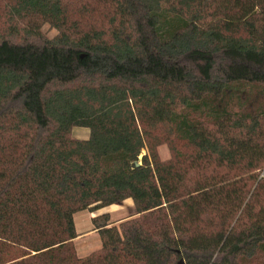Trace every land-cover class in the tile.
Segmentation results:
<instances>
[{
  "label": "trees",
  "instance_id": "obj_1",
  "mask_svg": "<svg viewBox=\"0 0 264 264\" xmlns=\"http://www.w3.org/2000/svg\"><path fill=\"white\" fill-rule=\"evenodd\" d=\"M0 264H264V0H0Z\"/></svg>",
  "mask_w": 264,
  "mask_h": 264
},
{
  "label": "rangeland",
  "instance_id": "obj_2",
  "mask_svg": "<svg viewBox=\"0 0 264 264\" xmlns=\"http://www.w3.org/2000/svg\"><path fill=\"white\" fill-rule=\"evenodd\" d=\"M43 31L49 36L53 37L56 34L54 29L49 25L43 27ZM73 135L77 138H88L89 130L86 128H74ZM159 153L162 159H167L170 156L169 148L163 145L159 148ZM135 212L134 205L131 199H127L123 205H110L93 212L83 210L74 215L76 227L79 231V237L76 239V246L81 254L96 248L99 245V239L93 230L91 218L102 213H109L112 221L124 219Z\"/></svg>",
  "mask_w": 264,
  "mask_h": 264
},
{
  "label": "crops",
  "instance_id": "obj_3",
  "mask_svg": "<svg viewBox=\"0 0 264 264\" xmlns=\"http://www.w3.org/2000/svg\"><path fill=\"white\" fill-rule=\"evenodd\" d=\"M85 139V138H84Z\"/></svg>",
  "mask_w": 264,
  "mask_h": 264
}]
</instances>
